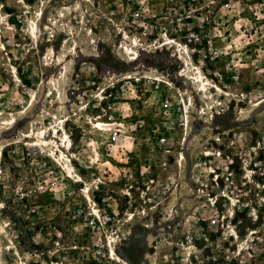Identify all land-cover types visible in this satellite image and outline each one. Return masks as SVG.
Returning a JSON list of instances; mask_svg holds the SVG:
<instances>
[{
	"label": "rangeland",
	"instance_id": "rangeland-1",
	"mask_svg": "<svg viewBox=\"0 0 264 264\" xmlns=\"http://www.w3.org/2000/svg\"><path fill=\"white\" fill-rule=\"evenodd\" d=\"M262 136L264 0H0V264H182L187 235L192 264H264L244 238L264 234V210L251 219L256 191L241 186ZM50 175L61 186L40 195ZM88 199L118 204L112 261L82 249L73 210Z\"/></svg>",
	"mask_w": 264,
	"mask_h": 264
},
{
	"label": "built area",
	"instance_id": "built-area-1",
	"mask_svg": "<svg viewBox=\"0 0 264 264\" xmlns=\"http://www.w3.org/2000/svg\"><path fill=\"white\" fill-rule=\"evenodd\" d=\"M168 104L169 102H166L164 106H168ZM108 131L110 132V136L107 140V147L109 150H114L115 147L122 142V126H120V124H116V126H110ZM158 144L161 146H167L166 138H158ZM260 145H262L261 148H259ZM258 146V148H250V151L247 154L248 159H250L249 162L242 163V168L245 171L243 179H246V182H243L241 186L246 187V185H249L252 187L251 189L256 191L254 196L255 207L250 208V215L253 221H256L259 217L258 213L264 210V161H262L260 157V151L264 150V136L261 137V141L259 142ZM252 155H254V162L251 161ZM211 157H215L219 160V164L225 170L221 177H224L225 182H229L233 178V173L228 171L229 159H223L220 151L213 152ZM40 169L42 171L46 170L44 163L41 164ZM211 172L212 174H215L216 171L212 169ZM253 175H257L255 182ZM219 178V174L214 175L213 181L216 185H218L217 180ZM232 184L233 182L230 181V185ZM60 186V182H58V178L55 176H41L40 183L35 189L38 193H40V195L45 193H52L55 195V192L59 190ZM234 190L235 189L231 188L227 194H224V191H222L221 194L222 197L229 201L230 204L234 200L233 196L236 194ZM236 202H239V199H236ZM248 205L249 204L247 203L244 207L247 208ZM73 217L76 220L81 221V224L87 228L91 236L92 244L88 247L82 248L84 253L88 257H92L97 260L104 259L112 261L115 252L113 243V235L115 232H113L112 229L119 222L118 204L113 203L111 205H104L94 200H86L84 204L79 203L76 205L75 209L73 210ZM224 220V216L219 218V215H217L212 216L208 220V223L211 225L220 226L221 231H225L228 225L225 224L224 226ZM51 234L54 246L59 247L63 238V234L58 230H54ZM230 236L233 237V239L238 237L237 232L233 230ZM193 237L194 236L192 235H187L181 243V249L185 251L182 253L183 256L181 257L182 264H192L190 260V252H187V250L189 249V245L195 242ZM244 238L250 245L261 246L262 248L259 251L264 253V234L258 235V231L255 229H250L246 232Z\"/></svg>",
	"mask_w": 264,
	"mask_h": 264
},
{
	"label": "bare ground",
	"instance_id": "bare-ground-1",
	"mask_svg": "<svg viewBox=\"0 0 264 264\" xmlns=\"http://www.w3.org/2000/svg\"><path fill=\"white\" fill-rule=\"evenodd\" d=\"M32 25H35V24H32ZM34 27V26H33ZM33 30V28H31V30H30V32ZM183 52V51H182ZM186 66V65H185ZM194 68V70H197V68L196 67H193ZM204 77V76H203ZM202 77V73L199 71V72H197L196 73V75H195V78H194V83H196L197 84V86H198V91L199 92H201V91H205V89H206V87H207V85H209V83H204V81H205V77L203 78ZM206 82V81H205ZM213 84V83H212ZM211 84V85H212ZM210 85V86H211ZM209 86V87H210ZM217 85H212L211 86V88H213V89H216L217 90V87H216ZM212 89V90H213ZM207 93V92H206ZM56 132V131H55ZM56 136H58V132L55 134ZM53 140V139H52ZM61 140H63V146H57V148H56V151H57V153H58V155H59V157H62V160H65L66 162H67V156H65V151L66 150H68V151H70L71 152V150H72V146H71V144H70V139H69V137L66 135V133H63V135H62V139ZM46 142V139L44 138V136L42 137L41 136V133H40V143L41 144H46L45 143ZM51 143H52V141H51ZM63 147L65 148V150L63 149ZM66 162H60L61 164H62V166L67 170V172L69 173V175L70 174H72V173H70V167H69V165H67L66 164ZM88 200H91V199H88Z\"/></svg>",
	"mask_w": 264,
	"mask_h": 264
}]
</instances>
